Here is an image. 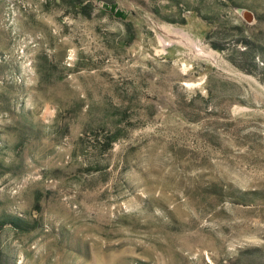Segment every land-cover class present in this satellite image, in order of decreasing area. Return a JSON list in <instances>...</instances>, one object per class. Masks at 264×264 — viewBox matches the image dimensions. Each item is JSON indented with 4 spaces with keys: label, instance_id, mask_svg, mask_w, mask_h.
Masks as SVG:
<instances>
[{
    "label": "rangeland",
    "instance_id": "rangeland-1",
    "mask_svg": "<svg viewBox=\"0 0 264 264\" xmlns=\"http://www.w3.org/2000/svg\"><path fill=\"white\" fill-rule=\"evenodd\" d=\"M0 264H264V0H0Z\"/></svg>",
    "mask_w": 264,
    "mask_h": 264
}]
</instances>
